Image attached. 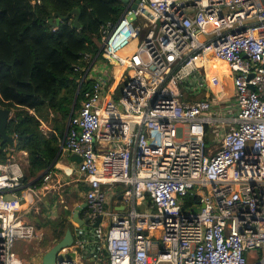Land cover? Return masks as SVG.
I'll return each instance as SVG.
<instances>
[{
	"label": "built area",
	"instance_id": "obj_1",
	"mask_svg": "<svg viewBox=\"0 0 264 264\" xmlns=\"http://www.w3.org/2000/svg\"><path fill=\"white\" fill-rule=\"evenodd\" d=\"M123 6L101 26L97 54L74 66L76 97L86 88L58 153L83 159L76 173L88 185L100 248L89 262L58 264H264V0ZM209 53L233 77L231 116L196 99L210 90ZM117 69L118 97L110 87ZM210 133L219 136L214 147ZM10 158L0 162V264H31L15 247L34 239L25 217L43 199ZM115 185H123V212L108 208Z\"/></svg>",
	"mask_w": 264,
	"mask_h": 264
},
{
	"label": "trees",
	"instance_id": "obj_2",
	"mask_svg": "<svg viewBox=\"0 0 264 264\" xmlns=\"http://www.w3.org/2000/svg\"><path fill=\"white\" fill-rule=\"evenodd\" d=\"M123 8L120 0H0V107L13 112L8 132L18 135L17 150L29 154L34 176L57 159L81 80L74 66L86 65L83 54H97L101 26L117 20ZM74 9L81 11L82 28L72 20L58 27L50 22L54 13L67 16ZM49 116L57 135L47 138L38 118ZM4 148L1 163L8 160ZM65 220L53 228L56 239L65 234Z\"/></svg>",
	"mask_w": 264,
	"mask_h": 264
},
{
	"label": "crops",
	"instance_id": "obj_3",
	"mask_svg": "<svg viewBox=\"0 0 264 264\" xmlns=\"http://www.w3.org/2000/svg\"><path fill=\"white\" fill-rule=\"evenodd\" d=\"M206 60V66L204 65V67L205 74L211 83L210 90L202 92L198 95V97H196V99L213 101V104H217L215 107H220L221 111H225L226 109H231V111H233L235 107V98L233 77L231 73L224 63L217 61L215 58H213V56L208 54ZM121 76L122 72L117 69L116 77L114 79L112 78L110 84L112 91L118 92L120 87L123 86L121 83L123 82ZM39 121L41 122L40 129L47 138H50L52 135H57V132L54 130V120H46V122L51 125L49 127L41 118H39ZM210 136H212V133L209 134L208 138ZM15 146L17 145L15 144ZM5 148L2 151L6 152L7 158L9 159L11 157L10 159H14V161L19 164L23 180H37L35 186H37L36 189L43 199L38 205V210L35 207L31 213L27 215L29 218H31L30 225H33L36 229V235L34 239L29 241H37V255L39 259L41 257L40 262L32 261L31 263L30 261V263L42 264V258L44 254L55 243L56 234H54L52 231L55 225L50 222V219H55L56 217V210L58 209L59 200H61V203L65 204V210L62 212L66 218V220L63 218V222L65 220L66 224L65 232L67 229L71 228L77 235L76 244L72 248L62 252L61 256L64 254L66 258H68V253H72L74 260L76 261L89 262V260L94 259L101 244L96 235V229L93 227V225H91V223H85L83 227H80L77 223L73 222V217L78 212V208H80V211L78 212L79 218L85 219L88 217L85 198L88 185L85 182H82V180L79 178V175L76 173L79 164H76L75 161L72 160L71 154L67 153L60 157L57 156L56 161H54L50 166L52 168L50 171L52 173V180L46 187H44L42 175L45 173V171L38 173L36 176L30 173L31 165L28 153L26 151H14V149H11L10 147ZM76 175L79 179L76 177ZM39 182H41V184L38 185ZM122 192L123 185L115 187L111 192L112 195L109 197L108 205V208L111 211L123 212L125 210L123 198L120 199ZM33 200L34 196L30 195V201ZM26 203L27 202L24 204ZM47 216L49 219H45ZM26 217L25 221L27 223ZM49 232H52L51 236ZM46 237H49L51 241L47 242Z\"/></svg>",
	"mask_w": 264,
	"mask_h": 264
},
{
	"label": "water",
	"instance_id": "obj_4",
	"mask_svg": "<svg viewBox=\"0 0 264 264\" xmlns=\"http://www.w3.org/2000/svg\"><path fill=\"white\" fill-rule=\"evenodd\" d=\"M122 3L126 4L128 0H121ZM138 4L135 5V9ZM80 15L81 11L80 9H74L72 12H70L67 16H61L59 13H54L50 17V22L52 23L54 20L56 21L55 27H58L61 22H67L72 20L73 26L75 29L82 28V25L80 23ZM77 97L74 102V105H76ZM12 118V111L6 108L0 107V150L3 147H10L11 149H15V141L13 135H11L8 132V126L10 123V120ZM72 160L75 161L76 164H81L83 162V159L81 156L75 153H71ZM123 196L120 197L122 199ZM80 211V208H78V212ZM76 213L73 217V222L77 223L80 227H83L85 223H90L89 218H79V213ZM98 224L93 225L94 228H96ZM76 238L77 235L73 232L71 228L67 229L65 232V235L61 239H56L53 246L44 254L42 258V264H58L63 261L64 258L61 257V253L64 250H67L69 248H72L76 244Z\"/></svg>",
	"mask_w": 264,
	"mask_h": 264
},
{
	"label": "rangeland",
	"instance_id": "obj_5",
	"mask_svg": "<svg viewBox=\"0 0 264 264\" xmlns=\"http://www.w3.org/2000/svg\"><path fill=\"white\" fill-rule=\"evenodd\" d=\"M55 31H56V29H55ZM103 69H104V70H108L109 67L103 66ZM118 77H119V76H118ZM122 88H123V86H121L120 89H119V91L117 92V97L120 96V93H121ZM202 92H204V91L199 92V94H201ZM235 111H237V109L234 107L233 111H229V110H228V112L226 113V115L231 116V115H233V113H234ZM223 114H224V113H223V111H221L220 107H215V108L213 109V111H212V115H214V116H216V117H220V116H222ZM12 116H13V112H12ZM51 116H52V115H51ZM51 116H49V118H48V119H50V121L53 120V119L51 118ZM52 117H53V116H52ZM56 117L59 118L58 116H56ZM53 118H54V117H53ZM41 119L44 120V122L48 125V127L51 126L48 122H46L47 119H45V118H41ZM38 120H39V118H38ZM208 141H209L210 145H211L212 147H214L215 144H219V136H218L217 134H212V136H210V137L208 138ZM15 144H16V145L18 144V139L15 140ZM210 145H208L209 148H211ZM14 151H18L16 146H15ZM14 151H13V152H14ZM76 177L78 178L77 175H76ZM78 179H79V178H78ZM117 186H119V185H115V186L112 188V191H113L114 188L117 187ZM65 203H66V200H65ZM64 210H65V204H64V203H61V200H59L58 209L56 210V211H57V213H56V217H55V219H50V222H51L53 225L56 226V225L60 224V223L63 221V218L65 217V215H64V213H62V212H63ZM45 219H49V217L47 216ZM26 220H27V223L30 224V220H31V218H29V217L27 216V217H26ZM53 230H54V229H53ZM53 230H52V231H53ZM49 233H50V236H51V235H52V232H49ZM46 241L49 242V241H51V240L49 239V237H46ZM36 243H37L36 240H34V241L19 240V241H17L16 247H15V253H16V255H17L18 257H20V258H25V259H27L29 262L31 261V263H32V261H33V262H40L41 257H40V259H39L38 255H37L38 251H37ZM51 245H52V244H51ZM26 252H27L28 254H27ZM68 258H69V259H74V256L72 255V253H68Z\"/></svg>",
	"mask_w": 264,
	"mask_h": 264
},
{
	"label": "bare ground",
	"instance_id": "obj_6",
	"mask_svg": "<svg viewBox=\"0 0 264 264\" xmlns=\"http://www.w3.org/2000/svg\"><path fill=\"white\" fill-rule=\"evenodd\" d=\"M209 55H211V56H213V54H211V53H209ZM223 63V62H222ZM225 64V63H224ZM226 65V64H225ZM227 66V65H226ZM62 258H65L66 256L65 255H63V256H61Z\"/></svg>",
	"mask_w": 264,
	"mask_h": 264
}]
</instances>
